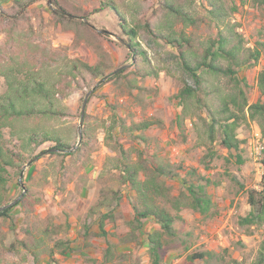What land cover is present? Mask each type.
I'll return each instance as SVG.
<instances>
[{"label": "rangeland", "instance_id": "1", "mask_svg": "<svg viewBox=\"0 0 264 264\" xmlns=\"http://www.w3.org/2000/svg\"><path fill=\"white\" fill-rule=\"evenodd\" d=\"M107 1L60 0L69 14L79 21L88 22L87 27L68 30L58 24L54 17L52 0H39L29 9L31 25L36 33L34 39L91 65L102 62L101 55L106 54L103 62L110 69L105 77L124 67L121 70L124 71L123 79L111 76L91 94L85 114L90 120L108 119L117 115L128 124L158 121V126L135 134L143 136L145 141L122 131L116 139L126 149L145 151L148 159L156 155L176 166L182 165L184 169L179 178L166 180L167 185L172 188V195L177 196L184 190L182 180L194 179L187 174L191 169H197L198 173L212 181L208 189L213 202L209 214L201 215L190 209L182 212L184 220L174 224L176 236L166 237L167 244L162 250L160 264H183L189 254L203 251H213L215 257L210 261H197L196 264H236L235 261L254 264L264 240V226L241 227L239 219L247 216L251 210L248 192L257 191L255 186H258V192L264 190V169L259 168L260 162H255L247 149L249 139L260 128L257 121L250 120L240 128L239 137L246 142L240 151L232 152L221 148L219 133L218 140L210 143L207 127L198 116L202 115L200 111H194L196 115L192 120L181 122V109L173 98L181 86V74L174 58L177 52L146 31L140 32L138 40L146 51L151 66L161 71L160 76L148 77L140 83L145 87L143 91L130 90L124 77L135 78V54L128 47L127 36L121 30L113 11L100 10ZM117 1L127 11L129 19L134 14H141L144 21L157 25L163 0ZM175 1L197 19L195 26L185 28L178 24L175 29L184 30L197 43L214 39L220 31L226 30L225 25L228 27L230 24L238 25L237 31L243 35L247 48L254 47L256 42H264V6L256 0H218L224 8L223 22L212 12L214 8L210 2L213 0ZM12 5L8 3L4 7L10 9ZM29 25L30 23L21 21L20 29H27ZM101 30L108 33L102 34ZM5 37V33L0 32V42H4ZM223 64L226 65L225 62ZM263 70L264 55L255 68L241 71L240 76L247 81L245 89L251 104L262 98L258 76ZM105 77L96 82L90 81L92 86L88 89L80 87L86 83L80 80L79 86L65 100L72 116L49 124L50 128L68 127L65 135L72 149L77 146L80 131L84 128V122L83 128H80L84 99ZM206 78L211 91H232V84L228 80H217L207 75ZM5 91L6 83L0 76V94ZM213 92L208 99L214 97ZM105 137L103 131L96 132L91 148L78 163H73L72 156L57 155L56 153L61 152L53 150L54 144L50 143L40 148V151L47 152L31 165L27 166V162L22 169L10 170L11 190L8 199L9 205L13 206L12 218L0 220V225L7 234V245L24 238V215L21 206L16 205L24 192L22 181L26 193L30 192L40 200L36 206L37 216L58 225L60 228L56 239L67 241L72 247V251L66 254L56 250L53 263L44 257V264H154L149 254L148 235L160 230V226L151 219L144 220L143 227L136 231L135 236L132 235L130 223L135 216V195L122 184V173L117 166L119 156L107 146ZM209 150L216 152V156L205 160ZM72 152L74 151L69 150V153ZM239 156L242 157L243 164H239ZM19 171L24 173L22 178L21 173L18 175ZM101 202L108 207H102ZM109 211H113L115 215V218L107 221L105 227L109 237L98 236L100 219ZM86 226L90 227L89 231ZM109 243L116 245L112 262H107L105 256ZM10 259L16 264H32L33 261L28 255L12 256Z\"/></svg>", "mask_w": 264, "mask_h": 264}, {"label": "trees", "instance_id": "2", "mask_svg": "<svg viewBox=\"0 0 264 264\" xmlns=\"http://www.w3.org/2000/svg\"><path fill=\"white\" fill-rule=\"evenodd\" d=\"M38 1L0 0V32L6 35L5 41L0 42V76L6 83V91L0 94V220L7 221L12 218L13 206L9 205L8 199L11 169H22L27 162L45 154L47 151H40V148L50 143L54 144L53 150L61 152L56 153L57 155L72 156L73 163H78L91 148L96 132L101 130L105 133L107 146L119 156L117 166L122 173V184L135 195V216L130 223L132 235L135 236L136 231L143 227L144 220L151 219L160 226V230L148 235L150 257L154 264H160L162 250L167 244L166 237L176 236L174 224L184 220L182 212L190 209L201 215L209 214L213 206L208 193L212 181L198 173L197 169H191L187 174L194 179L182 180L184 190L174 196L166 180L179 178L181 170L184 169L182 165L176 166L156 155L148 159L145 151L126 149L116 139L122 131L145 141L143 136L138 137L135 134L158 126L159 123L155 120L128 124L117 115L108 119L90 120L85 114L83 142L77 150L69 153L72 145L65 135L68 127L50 128L49 124L72 116L65 100L79 86L80 80L86 82L80 87L88 89L92 86L90 81L96 82L105 77L110 66L103 62L106 54L101 55L102 62L91 65L81 59L71 58L59 49L37 42L34 39L36 33L31 25L29 9ZM256 2L264 6V0ZM8 3L13 4L10 9L4 7ZM210 3L215 17L223 22V6L218 0ZM52 4L55 7L54 17L61 26L68 30L88 26V22L79 21L69 14L60 0H52ZM107 9L116 15L121 30L127 36V45L135 54V78L124 77L130 90L143 91L145 87L140 83L148 77L160 76L161 71L151 66L148 55L138 40L140 32L146 31L177 52L174 58L181 74V86L173 98L181 109V122L192 120L196 115L194 111H200L202 115L198 116L207 127L210 143L218 140L219 133L220 146L228 152L241 150L246 140L240 139L239 130L250 120L257 121L264 137V70L258 76L262 98L253 104L250 103L245 89L247 81L240 76L243 69L257 66L264 55V42H256L254 47L247 48L243 35L237 31L238 25L230 24L228 27L225 25L226 30L220 31L214 39L197 43L184 30L175 29L178 24L185 28L197 24V19L175 0H163L161 16L156 26L144 21L141 14H134L129 19L127 11L117 0L104 2L100 10ZM21 21L30 23L29 27L20 29ZM123 72H117L114 78L123 79ZM206 75L217 80H228L232 84V91H211ZM211 92L214 97L208 99ZM215 156L216 152L209 150L204 159H213ZM238 161L239 164L244 162L241 156ZM20 173L21 171L18 175ZM39 202L29 192L16 203L21 206L24 215L23 239L7 245V234L0 225V264H16L10 258L19 255L30 256L32 264H44V257L53 263L56 250L65 254L72 251L69 242L56 239L60 227L37 216L36 206ZM248 203L251 210L247 216L239 219V225L263 227L264 190L248 192ZM101 205L108 207L103 202ZM113 218V211L102 215L98 236L109 237L105 227L107 221ZM85 228L90 230L88 226ZM115 249L116 245L109 243L105 255L107 262L113 261ZM214 257L213 251L194 252L186 257L183 264L210 261ZM254 264H264V240L260 244Z\"/></svg>", "mask_w": 264, "mask_h": 264}, {"label": "built area", "instance_id": "3", "mask_svg": "<svg viewBox=\"0 0 264 264\" xmlns=\"http://www.w3.org/2000/svg\"><path fill=\"white\" fill-rule=\"evenodd\" d=\"M247 149L250 153V156L255 160V162L259 163V168L261 170L264 169V137L260 128H257L253 137L249 139L247 143ZM260 169H258L260 171ZM255 190L259 191L258 186L254 187Z\"/></svg>", "mask_w": 264, "mask_h": 264}, {"label": "water", "instance_id": "4", "mask_svg": "<svg viewBox=\"0 0 264 264\" xmlns=\"http://www.w3.org/2000/svg\"><path fill=\"white\" fill-rule=\"evenodd\" d=\"M51 1V0H50ZM102 34H106L108 33V31L106 30H101L100 31ZM124 67H121L119 69H117L115 72H113L112 74H110L109 76L105 77L104 79H102L100 82H98L93 89L86 95L85 99H84V103L82 106V112H81V118H80V128H83V122H84V116H85V112H86V107H87V103L89 100V97L91 96V94L104 82L106 81L109 77L114 76L117 72L121 71ZM82 142V131H80V140L77 144V146L74 149H71V151H75L76 149H78V147L81 145ZM39 157L35 158L34 160L30 161L27 166L31 165L35 160H37ZM24 176V173H21V178ZM21 185L24 188V192L22 194V196L26 193V189L25 186L23 184V182L21 181Z\"/></svg>", "mask_w": 264, "mask_h": 264}]
</instances>
